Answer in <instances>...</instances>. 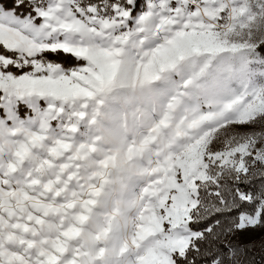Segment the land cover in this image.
<instances>
[{"label":"snow or ice","instance_id":"1","mask_svg":"<svg viewBox=\"0 0 264 264\" xmlns=\"http://www.w3.org/2000/svg\"><path fill=\"white\" fill-rule=\"evenodd\" d=\"M257 232L264 0H0V264H253Z\"/></svg>","mask_w":264,"mask_h":264},{"label":"trees","instance_id":"2","mask_svg":"<svg viewBox=\"0 0 264 264\" xmlns=\"http://www.w3.org/2000/svg\"><path fill=\"white\" fill-rule=\"evenodd\" d=\"M262 235L261 233H255L254 238L247 240L244 237L241 240V243L255 244V247L250 248V251L247 255V259L252 261L253 264H264V249L261 248Z\"/></svg>","mask_w":264,"mask_h":264},{"label":"rangeland","instance_id":"3","mask_svg":"<svg viewBox=\"0 0 264 264\" xmlns=\"http://www.w3.org/2000/svg\"><path fill=\"white\" fill-rule=\"evenodd\" d=\"M254 236H255V233L252 234L251 236H246V237H244V238L247 239V240H250V239L254 238Z\"/></svg>","mask_w":264,"mask_h":264}]
</instances>
